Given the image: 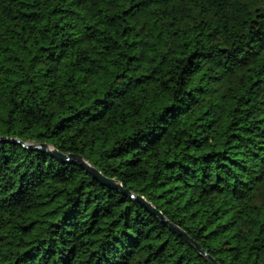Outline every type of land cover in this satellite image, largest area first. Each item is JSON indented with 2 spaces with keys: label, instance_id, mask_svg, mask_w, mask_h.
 <instances>
[{
  "label": "trees",
  "instance_id": "1",
  "mask_svg": "<svg viewBox=\"0 0 264 264\" xmlns=\"http://www.w3.org/2000/svg\"><path fill=\"white\" fill-rule=\"evenodd\" d=\"M0 264H264V0H0Z\"/></svg>",
  "mask_w": 264,
  "mask_h": 264
},
{
  "label": "water",
  "instance_id": "2",
  "mask_svg": "<svg viewBox=\"0 0 264 264\" xmlns=\"http://www.w3.org/2000/svg\"><path fill=\"white\" fill-rule=\"evenodd\" d=\"M0 140L6 141V142H17V143H20L23 146L29 147L31 149L44 150V151H47L50 154L56 156L61 161L72 162V163H75V164L85 168L87 171L92 173L97 179H99L102 183L109 185L113 188H117L120 191H122L123 193L129 195L130 197L135 198L138 201H140L143 205H145L147 208H149L152 212L157 214L162 220L168 222L171 227H173L179 233H181V234L185 235L187 238H189L187 236V234L182 229L178 228L174 224L170 223L167 219H165L164 215L159 210H157L150 202H148L143 196L138 195V194L130 191L129 189L124 188L123 184L121 182H119L118 180H116L114 178H109V177H106L105 175H103L97 168H95L87 160H85V158L83 156H81L79 154H75V153L60 152L56 148L48 145L47 143L28 144V143H25L19 139H10V138H4V137H0ZM195 244L198 247V249L200 250V252H202L207 257H209L214 264H219L216 262L215 259L210 257L197 243H195Z\"/></svg>",
  "mask_w": 264,
  "mask_h": 264
}]
</instances>
